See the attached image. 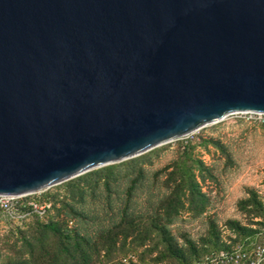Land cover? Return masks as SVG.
Returning a JSON list of instances; mask_svg holds the SVG:
<instances>
[{
    "label": "water",
    "instance_id": "water-1",
    "mask_svg": "<svg viewBox=\"0 0 264 264\" xmlns=\"http://www.w3.org/2000/svg\"><path fill=\"white\" fill-rule=\"evenodd\" d=\"M264 113V0H0V195Z\"/></svg>",
    "mask_w": 264,
    "mask_h": 264
},
{
    "label": "rangeland",
    "instance_id": "rangeland-1",
    "mask_svg": "<svg viewBox=\"0 0 264 264\" xmlns=\"http://www.w3.org/2000/svg\"><path fill=\"white\" fill-rule=\"evenodd\" d=\"M197 159L203 163H194ZM107 167H116L120 178L109 191L101 184L81 200L74 191L75 186L83 188L77 181ZM177 167L191 171L206 200L204 205L191 206L187 190L178 191L182 207L163 236L159 226L164 222L152 215L159 201L174 191L168 175ZM139 168L143 175L133 185L135 175L126 177ZM41 191L33 197L51 201L46 222H56L62 229L77 228L89 239L82 247L86 264H207L206 257L220 252L213 247L217 239L229 250L242 247L251 252L264 239V129L229 121L208 126ZM253 200L261 204L262 214ZM126 207L131 219L122 225ZM38 222L32 218L17 225L0 215V264H53L55 256L57 264H73L58 254L56 237ZM235 225L252 233H240ZM164 237H170V247Z\"/></svg>",
    "mask_w": 264,
    "mask_h": 264
},
{
    "label": "trees",
    "instance_id": "trees-1",
    "mask_svg": "<svg viewBox=\"0 0 264 264\" xmlns=\"http://www.w3.org/2000/svg\"><path fill=\"white\" fill-rule=\"evenodd\" d=\"M186 149V147H185ZM194 163H203L201 160H195ZM131 164L135 165L138 163L137 161L130 162ZM116 167H107L97 172L90 173L86 177L77 181V184H82L83 188H79V186H75L74 191L77 193V196L83 200L86 193L90 192L94 194L98 189L99 185H104L106 190H110V186L112 183L116 182L119 179V175L115 172ZM135 175V178L132 180L133 185L137 183L139 178L143 175L142 169L139 168L136 171L132 172L131 175L127 176L126 178H132ZM169 179L175 184L174 191L168 195L163 197L155 208V212H153L152 218L153 219H161L164 223L159 226L160 233L165 236L167 233V225L173 222L174 216L178 213L179 208L182 207V203L180 202L177 192L184 190L188 192V202L191 206L196 205H204L205 197L197 189V184L194 181L193 174L191 171L185 167H177L168 175ZM134 187H130L127 195L128 197L131 196L132 189ZM259 211L260 214L263 213L261 204L257 201L253 200L252 203ZM71 213H76L75 209L72 205H68ZM121 224L128 223L127 221L131 219V215L127 212V207L122 210L121 213ZM39 225L44 228L45 231L53 234L56 237L58 254L63 258H69L73 260V264H86L85 254L82 250L83 244H85L89 239L82 236L77 228L68 230L62 229L61 226L53 221L43 222L39 219ZM155 224V223H154ZM156 228L157 225H154ZM120 226H117V229ZM235 227L240 233L248 234L252 233V231L239 227L238 225ZM164 243H168L169 247L171 246V239L170 237H164ZM214 250L219 251H228L229 247L220 244L219 239H217L213 244ZM172 254L174 256H179V252L177 249L171 248ZM78 255V257H76ZM183 258V257H182ZM58 257L55 256L53 259V264H57ZM184 263V260H183ZM17 264V263H16ZM67 264V261L61 263Z\"/></svg>",
    "mask_w": 264,
    "mask_h": 264
},
{
    "label": "built area",
    "instance_id": "built-area-1",
    "mask_svg": "<svg viewBox=\"0 0 264 264\" xmlns=\"http://www.w3.org/2000/svg\"><path fill=\"white\" fill-rule=\"evenodd\" d=\"M227 121L231 124H242L264 129V113L258 112L234 113L208 126L222 124ZM41 192L40 190L26 195H0V215H5L12 223L17 225H22L32 218L46 222L51 214L52 204L49 200L33 197ZM249 252L242 247L232 248L228 251H220L214 257H206L205 260L207 264H264V239Z\"/></svg>",
    "mask_w": 264,
    "mask_h": 264
}]
</instances>
